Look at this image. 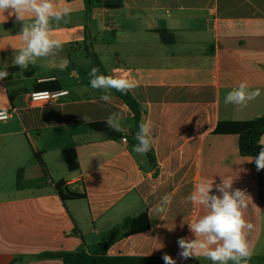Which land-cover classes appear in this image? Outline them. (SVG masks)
I'll list each match as a JSON object with an SVG mask.
<instances>
[{
	"label": "crops",
	"instance_id": "crops-1",
	"mask_svg": "<svg viewBox=\"0 0 264 264\" xmlns=\"http://www.w3.org/2000/svg\"><path fill=\"white\" fill-rule=\"evenodd\" d=\"M57 6L72 9L68 23L52 28L63 50L13 71L7 84L0 80V109L10 112L0 124V264H62L38 255L88 252L144 211L148 229L128 236L116 231L104 255L165 264L167 254L176 264H211L178 255V238L193 236L188 224L204 214L184 202L197 173L216 184L220 175L236 176L233 188L252 196L249 264H264V169L257 171L254 161H245L254 157L238 149L239 136L251 133L264 113V0H123L118 9L94 8L88 18L83 0H57ZM21 27L15 15L0 14V70L13 67L15 49L24 46ZM161 29L173 35L172 43L161 42ZM85 47L108 75L128 74L137 83L130 94L141 121L154 124L152 160L132 151L137 141L129 108L113 90L107 103L102 90L91 88ZM245 81L261 95L240 110L225 104L226 94ZM45 90L69 95L45 107L26 106L30 93ZM114 111L125 114L123 131L110 127L118 136L87 128L107 124ZM166 194L172 203L157 216L154 206Z\"/></svg>",
	"mask_w": 264,
	"mask_h": 264
},
{
	"label": "clouds",
	"instance_id": "clouds-1",
	"mask_svg": "<svg viewBox=\"0 0 264 264\" xmlns=\"http://www.w3.org/2000/svg\"><path fill=\"white\" fill-rule=\"evenodd\" d=\"M6 12L9 16L15 15L17 22H22L18 36L24 46L19 50L15 49L11 57V66L27 69L38 60L54 57L63 50V42L53 38L52 28L54 24L69 22L71 7L60 8L57 6V0H0V14ZM27 15L34 17L31 22H26ZM7 77L6 68L0 70V80ZM89 78L91 88L102 90L104 94L101 99L107 103L112 102L111 90L127 94L138 86L128 74L105 75L97 67L91 69ZM260 95L259 88L252 89L245 81L226 94L224 103L235 105L240 110ZM9 118V108L0 109V121ZM124 118L125 114L122 111H114L109 114L106 122L115 131H123L121 122ZM83 119L88 121L86 116ZM153 127L151 120L139 123L138 131L135 133L137 143L132 148L136 154L145 156L152 149ZM259 148L254 158L245 160L249 163L254 161L257 171L264 169V144ZM220 177L221 182L216 184L214 177L201 179L197 173L191 192L184 197L185 203L202 207L204 214L188 224L193 236L178 238L177 244L180 249L178 255L185 260L203 257L211 264H249L252 246L248 235L254 225L246 219V212L249 203L252 202V196L246 189L233 188L236 176ZM214 188L217 194H213ZM172 200L171 194L164 195L154 206L155 214L157 216L166 214ZM162 258L165 264H176V260L170 255L165 254Z\"/></svg>",
	"mask_w": 264,
	"mask_h": 264
},
{
	"label": "trees",
	"instance_id": "trees-1",
	"mask_svg": "<svg viewBox=\"0 0 264 264\" xmlns=\"http://www.w3.org/2000/svg\"><path fill=\"white\" fill-rule=\"evenodd\" d=\"M84 13L88 18L94 8H107L118 9L122 6L123 0H83ZM161 42L170 44L173 42V35L166 30L161 29L158 31ZM85 54L92 59L95 67L100 69L102 74L108 75L99 62L97 56L89 49L85 47ZM4 70V69H3ZM8 76L14 71H18L19 67L6 68ZM30 74V73H29ZM7 84V78L4 79ZM114 94L119 97L123 103L129 108L132 113L133 127L131 128V134L138 131V125L141 122V111L139 104L134 97L128 92L127 94L117 92L113 90ZM10 99L12 97L8 95ZM87 128L104 133L107 137H116L118 134L110 129V127L102 122L90 123ZM264 134V113L253 120V130L249 134L240 135L238 138L239 153L245 157H255L261 145L259 140ZM146 156L152 160V150H150ZM19 177L17 178V186L19 187ZM63 186L62 183H57L56 188L59 189ZM66 196L70 199L80 197L78 194L67 192ZM82 197V196H81ZM148 229V219L146 211L135 217H129L124 220L122 225L118 229H112L109 234L104 236L101 243L86 252L84 249H79L74 252H55V253H43L38 255L39 258L60 259L62 264H162L161 260L156 257H133V256H117L108 257L105 254L106 249L114 241V234L116 231L122 232V236H128L138 232H142Z\"/></svg>",
	"mask_w": 264,
	"mask_h": 264
},
{
	"label": "built area",
	"instance_id": "built-area-1",
	"mask_svg": "<svg viewBox=\"0 0 264 264\" xmlns=\"http://www.w3.org/2000/svg\"><path fill=\"white\" fill-rule=\"evenodd\" d=\"M46 94V95H45ZM69 92L66 90H54V91H36L28 95L26 106L29 108H39L50 105L53 102H56L60 98L67 97ZM9 119L5 121H0V124H5ZM122 141H125L123 138Z\"/></svg>",
	"mask_w": 264,
	"mask_h": 264
},
{
	"label": "rangeland",
	"instance_id": "rangeland-1",
	"mask_svg": "<svg viewBox=\"0 0 264 264\" xmlns=\"http://www.w3.org/2000/svg\"><path fill=\"white\" fill-rule=\"evenodd\" d=\"M83 62L89 63L92 68L94 67V65L92 63V59L90 60V59L83 58Z\"/></svg>",
	"mask_w": 264,
	"mask_h": 264
}]
</instances>
